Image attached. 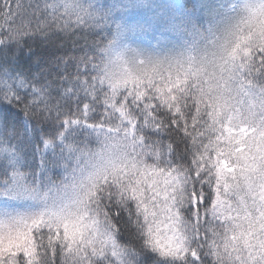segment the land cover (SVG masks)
I'll list each match as a JSON object with an SVG mask.
<instances>
[{
  "label": "snow or ice",
  "instance_id": "1",
  "mask_svg": "<svg viewBox=\"0 0 264 264\" xmlns=\"http://www.w3.org/2000/svg\"><path fill=\"white\" fill-rule=\"evenodd\" d=\"M0 264H264V0H0Z\"/></svg>",
  "mask_w": 264,
  "mask_h": 264
},
{
  "label": "trees",
  "instance_id": "2",
  "mask_svg": "<svg viewBox=\"0 0 264 264\" xmlns=\"http://www.w3.org/2000/svg\"><path fill=\"white\" fill-rule=\"evenodd\" d=\"M178 3H188L189 6L191 5V3L195 2V0H177Z\"/></svg>",
  "mask_w": 264,
  "mask_h": 264
}]
</instances>
